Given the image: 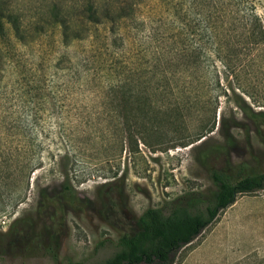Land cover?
Instances as JSON below:
<instances>
[{
	"label": "rangeland",
	"instance_id": "rangeland-1",
	"mask_svg": "<svg viewBox=\"0 0 264 264\" xmlns=\"http://www.w3.org/2000/svg\"><path fill=\"white\" fill-rule=\"evenodd\" d=\"M48 2L0 0V264H53L51 239L58 263L103 264L144 210L210 196L209 169L264 171V123L242 113H264L246 97L264 99V51L224 66L217 47L235 16L223 0H131L125 19L73 23L66 38ZM254 8L264 23V4ZM146 104L160 131H125ZM168 110L180 116L166 129ZM61 190L74 203L54 215L48 198ZM173 264H264V190L237 195Z\"/></svg>",
	"mask_w": 264,
	"mask_h": 264
},
{
	"label": "trees",
	"instance_id": "trees-1",
	"mask_svg": "<svg viewBox=\"0 0 264 264\" xmlns=\"http://www.w3.org/2000/svg\"><path fill=\"white\" fill-rule=\"evenodd\" d=\"M223 1L228 16L231 14L235 18L230 21L227 19V23L223 24L225 39L217 48L220 49L222 58L226 60L223 61L224 66L236 68L242 64L241 57H245L252 51H264V23L254 8L255 2L264 4V0ZM132 8L131 0H49L46 13L50 22L59 27L61 36L66 38L73 23L86 27L102 22L123 20L129 16L128 12ZM4 19L7 24H10L14 37L21 40V23L17 16L10 13L4 16ZM214 30L215 27L210 29L212 34ZM211 43L217 44L214 37ZM233 60L238 61L234 67ZM242 93L245 94L243 91ZM246 97L257 104V107L264 106L262 103L264 99H251L249 95ZM147 107L149 105L146 104L141 116L144 122L134 119L133 124H128L127 120H122L121 125L124 126L125 131L140 127L145 131H160L159 126L155 127L156 119L150 116ZM136 109L139 110L138 107ZM174 111L168 110L164 114L166 129L172 128L176 124L177 116H180L177 113L174 121H171L170 114ZM242 113L252 121L264 123L262 111H254L247 107V110L242 109ZM213 128L214 123L210 126L204 124L197 131H213ZM207 133L193 136L189 143L192 144L204 138ZM219 152L221 151L218 148L213 149L207 153L205 158L216 157ZM208 176L214 187L210 196L206 197L201 192L190 191L175 197L160 208L144 210L131 221V231L117 238L114 252L103 264H173L176 254L194 241L219 213L232 205L237 195L264 190V171L253 175H242L240 170L228 172L221 168H211L208 170ZM107 194L108 192L104 195L107 197ZM56 197V199L48 198L54 215L63 214L64 210L74 203L69 190H61ZM59 221L61 219H55V226ZM27 229L24 225L10 231V238L14 241L26 239ZM48 244L45 253L49 255L53 264H78L71 261L58 263L57 243L51 239ZM1 254L0 250V256Z\"/></svg>",
	"mask_w": 264,
	"mask_h": 264
}]
</instances>
